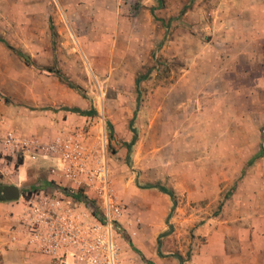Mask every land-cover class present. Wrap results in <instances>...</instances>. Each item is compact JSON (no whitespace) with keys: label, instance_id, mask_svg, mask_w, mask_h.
<instances>
[{"label":"rangeland","instance_id":"374dc122","mask_svg":"<svg viewBox=\"0 0 264 264\" xmlns=\"http://www.w3.org/2000/svg\"><path fill=\"white\" fill-rule=\"evenodd\" d=\"M139 1L138 7H141ZM155 1L154 10L162 9L174 15V18L157 17L164 20L163 23L153 19L164 29L166 37L171 35L173 25L183 23V15L188 10L195 5L198 10L200 5L198 11L202 17L198 15L197 21L186 27L194 34L195 25L210 21L211 11L221 0H160L161 8ZM96 5L104 9L116 8L113 0H0V37L31 60V64L26 65L0 42V159L12 167L10 172L0 174V189L8 185L20 189L17 201H0L13 208L8 210V206L0 205V225L5 229L3 233L13 225L15 217L10 219L8 214L17 216L21 211L24 191L45 190L47 179L52 181L53 188L64 183L70 185L62 175L64 166L60 155L61 145L69 142L81 148L76 162L84 168L83 172H78L84 181H88L87 172L106 163L119 209L114 215L115 223L133 245L142 244L149 252L148 243L152 239L156 241L161 233L169 231V227L165 225L167 216H160L155 211L154 207L159 203L155 192L143 187L158 183L157 179L165 175L161 174V169L173 171L182 164L189 154L183 147L193 141L186 135L181 121L183 116L171 122L175 132L166 137L168 124L163 129L158 123L153 124V115L139 114L146 87L139 84L137 93L134 86L128 87L125 82L114 88L108 81H103L105 60L103 38L99 36L107 23L103 22V17L95 22ZM49 20L54 34L49 28ZM152 58L155 67L158 59H154L153 54ZM44 68L59 70L66 82ZM147 71L148 67L144 68L135 79ZM67 81L79 89L68 87ZM3 97L10 103L5 104ZM63 107L94 108L97 115L82 117L61 110ZM148 108L147 104L145 110ZM135 112L133 126L137 141L127 153L119 144L131 140L129 122ZM168 119L171 118L168 116ZM107 122L114 130L116 141L112 145L108 144ZM191 130L198 134L199 125H194ZM9 134L13 142L4 144L2 140ZM112 149H116V153ZM22 165L25 171L19 172ZM233 186L225 188L219 200L212 203L187 202L185 199L179 203L176 198L177 207L168 219L170 233L160 238L166 257L174 258L172 255L181 253L184 259L189 255V260L195 252L200 254L205 245H217L216 238H210L209 234L216 227L215 219L226 196L232 194ZM136 187L141 189L140 194L136 193ZM83 190L94 199V189ZM207 223L211 229L204 234L196 232L199 226ZM163 224L165 226L161 227ZM114 238L117 244L123 240L124 251L119 250V256L120 260L126 258L125 253L130 252L128 243L116 231Z\"/></svg>","mask_w":264,"mask_h":264},{"label":"crops","instance_id":"0c3cea01","mask_svg":"<svg viewBox=\"0 0 264 264\" xmlns=\"http://www.w3.org/2000/svg\"><path fill=\"white\" fill-rule=\"evenodd\" d=\"M113 1L116 8L96 5L93 11L95 22L103 17L107 23L99 36L105 60L103 81L114 88L120 82L135 87V77L148 67L147 78L140 82L146 91L139 114L153 115V124L163 129L168 124L166 137L175 132L171 122L181 115L186 135L193 141L183 147L189 152L184 162L173 171L161 169L166 176L157 182L172 189L179 203L183 199L212 203L234 185L209 234L217 245H205L183 264H264V155L248 165L264 151V0H221L211 11L210 21L196 24L193 34L187 24L202 17L201 6L197 10L195 5L183 15L180 26L172 24V33L166 37L153 21L155 0H140L141 7L137 0ZM153 13L174 18L162 9ZM152 54L159 62L155 67ZM147 104L150 109L145 110ZM194 125H199L198 134L191 130ZM11 169L0 159V174ZM24 169L22 165L19 172ZM150 190L159 199L155 211L167 216L169 197ZM8 210H13L11 205ZM8 215L16 220L17 216ZM208 224L196 232L204 234L212 228ZM10 228L3 233L0 225V264H52L24 240L11 241ZM157 239L148 243L149 252L142 244H128L131 253H125L121 264H148L144 259L153 264H178L166 257L161 245L164 257L157 255ZM122 243L118 241L120 251H124Z\"/></svg>","mask_w":264,"mask_h":264},{"label":"built area","instance_id":"2783aa9c","mask_svg":"<svg viewBox=\"0 0 264 264\" xmlns=\"http://www.w3.org/2000/svg\"><path fill=\"white\" fill-rule=\"evenodd\" d=\"M2 142L12 143V135ZM80 152L76 144L61 145L62 175L70 185L53 188L51 184L45 190L24 191L22 209L10 228V239L24 240L37 253L49 257L52 264H121L114 238V215L119 209L106 163L87 172L88 181H84L78 174L84 168L76 162ZM88 187L94 189V199L83 190ZM64 191L80 193L92 201L93 207Z\"/></svg>","mask_w":264,"mask_h":264},{"label":"trees","instance_id":"16d2710c","mask_svg":"<svg viewBox=\"0 0 264 264\" xmlns=\"http://www.w3.org/2000/svg\"><path fill=\"white\" fill-rule=\"evenodd\" d=\"M157 1H158V8H161L160 5L162 6V4L160 3V0H157ZM153 12H154V8H151V14H153V19L163 23L164 20L158 19L157 17H155ZM182 13H184V9L181 11V14ZM169 26H170V24H169ZM165 27L167 28V26H165ZM49 28H50L52 34H54V27H53V24H52L51 20H49ZM0 42H2L7 48L12 50L19 58H21L23 60V62L26 65H30L31 64V60H30V57L28 55L24 54L21 51H18L14 47L10 46L1 37H0ZM43 70H47L49 72H53L57 76V78H59L60 81L66 82L65 77L61 74V72L59 70L51 71L52 69H45V68ZM149 71H150V69L147 71L146 74L139 75L135 79V90H136L137 93H138V87H139L140 82L147 78V75H148ZM67 86L70 87V88H73V89H75V88L79 89L78 87H76L75 85L70 83L69 81H67ZM3 101H4L5 104H9L10 103L9 100L7 98H4V97H3ZM137 107H138V105H137ZM61 110L66 111V112H70V113H74V114H77V115L82 116V117H93V116L97 115V112H96V110L94 108H90L88 110H81V109H79L77 107H63V108H61ZM135 114H136V112L133 114V117H132V119L129 122V129L132 132L131 140L129 142H121L119 144L120 147H125L126 148L127 153H130L132 146L137 141V132H136V129L134 128V126H133ZM107 126H108V144L112 145V143L116 141L115 140L113 126H112V124L110 122H107ZM112 152L116 153V149H112ZM263 155H264V151L260 150L259 153H257V155H255V157H253L248 162V165L252 164L257 158H260ZM127 158H128V155H127ZM44 184L49 186V185L52 184V182L46 181ZM144 188L145 189H157L159 192H161L163 194H166L169 197L170 201H171L170 211H169V213L167 215V218H166V221H165L166 225L169 227V231L161 233L159 235L158 239H157V255L159 257H164V255L160 251V238L163 237V236H166V235H168L170 233L171 225L169 224V220L168 219L170 218L171 214L173 213V211L177 207L176 196H175V194H174L172 189H169V188H167V187H165V186H163V185H161L159 183H156L154 185H151V184L150 185H146ZM64 192L66 194L71 195L77 201L82 202L85 205L93 207L92 206V201L88 200L85 196H82L80 193L79 194H77V193L74 194V193H72V191H64ZM114 228H115L116 232L119 233V235H121L123 237V239L132 247V243H131L128 235L120 227H118L117 224L114 226ZM132 249H134V248H132ZM134 250L136 252H138L136 249H134ZM172 256L175 259H177L178 264H183L189 258V255H187L186 259H184L180 254H174ZM144 261L146 263H148V264H153L152 262L147 261L145 259H144Z\"/></svg>","mask_w":264,"mask_h":264},{"label":"water","instance_id":"95a60500","mask_svg":"<svg viewBox=\"0 0 264 264\" xmlns=\"http://www.w3.org/2000/svg\"><path fill=\"white\" fill-rule=\"evenodd\" d=\"M20 189L15 185H8L0 189V201H17Z\"/></svg>","mask_w":264,"mask_h":264}]
</instances>
